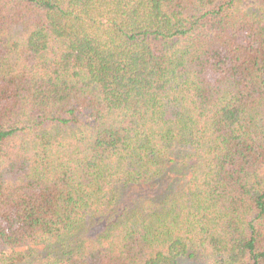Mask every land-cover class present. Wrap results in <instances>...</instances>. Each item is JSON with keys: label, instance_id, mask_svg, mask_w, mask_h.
I'll return each mask as SVG.
<instances>
[{"label": "trees", "instance_id": "1", "mask_svg": "<svg viewBox=\"0 0 264 264\" xmlns=\"http://www.w3.org/2000/svg\"><path fill=\"white\" fill-rule=\"evenodd\" d=\"M0 264H264V0H0Z\"/></svg>", "mask_w": 264, "mask_h": 264}]
</instances>
